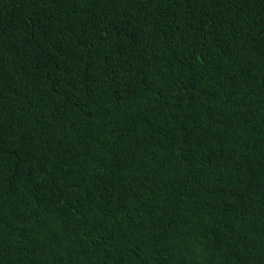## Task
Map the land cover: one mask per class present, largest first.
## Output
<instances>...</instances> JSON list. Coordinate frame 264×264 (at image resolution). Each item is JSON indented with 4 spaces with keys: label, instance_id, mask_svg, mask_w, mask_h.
I'll list each match as a JSON object with an SVG mask.
<instances>
[{
    "label": "trees",
    "instance_id": "obj_1",
    "mask_svg": "<svg viewBox=\"0 0 264 264\" xmlns=\"http://www.w3.org/2000/svg\"><path fill=\"white\" fill-rule=\"evenodd\" d=\"M0 264H264V0H0Z\"/></svg>",
    "mask_w": 264,
    "mask_h": 264
}]
</instances>
